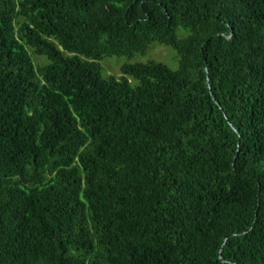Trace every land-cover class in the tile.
Returning a JSON list of instances; mask_svg holds the SVG:
<instances>
[{"label": "trees", "instance_id": "trees-1", "mask_svg": "<svg viewBox=\"0 0 264 264\" xmlns=\"http://www.w3.org/2000/svg\"><path fill=\"white\" fill-rule=\"evenodd\" d=\"M0 264H264V0H0Z\"/></svg>", "mask_w": 264, "mask_h": 264}, {"label": "rangeland", "instance_id": "rangeland-1", "mask_svg": "<svg viewBox=\"0 0 264 264\" xmlns=\"http://www.w3.org/2000/svg\"><path fill=\"white\" fill-rule=\"evenodd\" d=\"M36 64L46 62L44 57L32 56V61ZM149 62L161 63L172 71L178 67V58L175 51L168 46L153 44L145 53L135 54L132 57L126 56H108L103 57L99 62L100 73L103 77L120 78V68L125 64H147Z\"/></svg>", "mask_w": 264, "mask_h": 264}]
</instances>
